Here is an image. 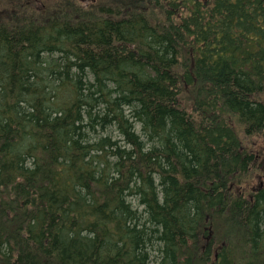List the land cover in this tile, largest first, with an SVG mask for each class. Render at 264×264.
Listing matches in <instances>:
<instances>
[{
	"label": "trees",
	"instance_id": "1",
	"mask_svg": "<svg viewBox=\"0 0 264 264\" xmlns=\"http://www.w3.org/2000/svg\"><path fill=\"white\" fill-rule=\"evenodd\" d=\"M0 0V264H264V0Z\"/></svg>",
	"mask_w": 264,
	"mask_h": 264
},
{
	"label": "rangeland",
	"instance_id": "2",
	"mask_svg": "<svg viewBox=\"0 0 264 264\" xmlns=\"http://www.w3.org/2000/svg\"><path fill=\"white\" fill-rule=\"evenodd\" d=\"M3 6L6 7L7 3L10 2V0H2ZM251 147L256 152V155L259 158V162H257L256 168L258 169V173L264 172V141L258 140V141H252ZM262 184L261 179L256 180V182L252 185L253 188H256Z\"/></svg>",
	"mask_w": 264,
	"mask_h": 264
},
{
	"label": "flooded vegetation",
	"instance_id": "3",
	"mask_svg": "<svg viewBox=\"0 0 264 264\" xmlns=\"http://www.w3.org/2000/svg\"><path fill=\"white\" fill-rule=\"evenodd\" d=\"M262 180H263V179H262ZM261 182H263V181H261ZM263 183H264V182H263ZM263 183H262V184H263ZM259 189H261V187H260Z\"/></svg>",
	"mask_w": 264,
	"mask_h": 264
}]
</instances>
